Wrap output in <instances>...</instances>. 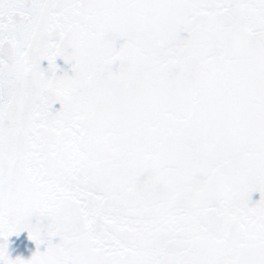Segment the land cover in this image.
Instances as JSON below:
<instances>
[{
  "label": "snow or ice",
  "instance_id": "snow-or-ice-1",
  "mask_svg": "<svg viewBox=\"0 0 264 264\" xmlns=\"http://www.w3.org/2000/svg\"><path fill=\"white\" fill-rule=\"evenodd\" d=\"M0 264H264V0H0Z\"/></svg>",
  "mask_w": 264,
  "mask_h": 264
},
{
  "label": "water",
  "instance_id": "water-1",
  "mask_svg": "<svg viewBox=\"0 0 264 264\" xmlns=\"http://www.w3.org/2000/svg\"><path fill=\"white\" fill-rule=\"evenodd\" d=\"M251 199L253 202L258 200L259 199V193H253Z\"/></svg>",
  "mask_w": 264,
  "mask_h": 264
}]
</instances>
